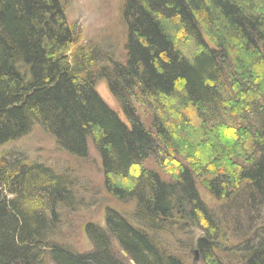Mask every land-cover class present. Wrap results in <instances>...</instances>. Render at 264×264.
Segmentation results:
<instances>
[{"label":"trees","instance_id":"1","mask_svg":"<svg viewBox=\"0 0 264 264\" xmlns=\"http://www.w3.org/2000/svg\"><path fill=\"white\" fill-rule=\"evenodd\" d=\"M65 12L60 0H0V147L35 124L75 157H87L91 141L107 190L136 201V222L108 208L105 226L85 225L91 250L55 243L70 183L44 163L0 153V264H185L151 235L179 223L202 229L197 247L210 264H226L210 253L211 241H228L224 222L199 185L244 210L231 226L251 234L239 245L240 264H264V0H125L123 63L79 47ZM98 80L124 119L99 95Z\"/></svg>","mask_w":264,"mask_h":264},{"label":"rangeland","instance_id":"2","mask_svg":"<svg viewBox=\"0 0 264 264\" xmlns=\"http://www.w3.org/2000/svg\"><path fill=\"white\" fill-rule=\"evenodd\" d=\"M60 2L65 8L68 22L75 29L77 28L79 47H96L100 49L102 58L107 59L111 56L116 61L125 62L128 31L123 18L125 0H60ZM182 46L186 50L189 48L185 43ZM106 63L104 60L101 64ZM95 87L102 99L112 109L119 112L120 117L124 119L107 82L98 80ZM142 115L144 120L149 123V113L146 115L142 112ZM6 152L25 156L31 162L44 163L56 173L65 176L67 182L70 183L69 190L73 195V200L71 206L58 209V221L50 234L55 243L79 252L92 249L85 225L93 222L102 227L105 226V214L108 208L115 209L131 223L136 222L134 215L136 201L134 199H117L107 190L101 157L91 141H89L88 156L85 158L75 157L61 150L56 145L54 137L35 124L26 135L0 147L1 154ZM150 162L144 167L152 168V161ZM166 165L167 167H160L161 173H173L168 171L174 169L173 162L168 161ZM130 179L134 181L133 178ZM118 180L127 187L132 185L129 180L128 182L125 179ZM198 192L209 211L220 222L221 220L224 222L220 223V227L227 235L228 241L220 239L221 247L217 239L213 240L217 243L212 242L210 246L217 250H211V255L226 264H240L243 253L242 246L239 245L243 242L241 240L251 235L246 233L247 226L243 222L244 216L241 217L244 210L238 212L237 210L240 208L236 210L225 203L221 204L201 185L198 186ZM237 215L243 220L241 223L247 237L243 235L240 237L237 233L241 224L235 231L231 227L234 226L233 218ZM228 217L232 220L231 224ZM261 218L258 225L261 224V221L264 223V212H262ZM260 229H264V226H261ZM203 233L204 231L196 225L179 223L174 225L172 230H161L151 235L162 251L176 255L185 264H210L207 253L197 247V240ZM112 248L123 260L129 262L128 255L120 248L116 240L112 241Z\"/></svg>","mask_w":264,"mask_h":264},{"label":"bare ground","instance_id":"3","mask_svg":"<svg viewBox=\"0 0 264 264\" xmlns=\"http://www.w3.org/2000/svg\"><path fill=\"white\" fill-rule=\"evenodd\" d=\"M202 238V236H200L198 239ZM213 243H217V241H211ZM91 250V249H90ZM89 251V250H88Z\"/></svg>","mask_w":264,"mask_h":264}]
</instances>
